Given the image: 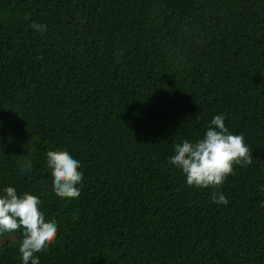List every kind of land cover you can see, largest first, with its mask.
<instances>
[{
    "label": "trees",
    "instance_id": "trees-1",
    "mask_svg": "<svg viewBox=\"0 0 264 264\" xmlns=\"http://www.w3.org/2000/svg\"><path fill=\"white\" fill-rule=\"evenodd\" d=\"M217 115L253 162L190 187L169 159ZM49 151L80 162L79 197L55 194ZM7 187L56 221L40 264H264V0H0ZM23 238L0 235V264Z\"/></svg>",
    "mask_w": 264,
    "mask_h": 264
},
{
    "label": "clouds",
    "instance_id": "clouds-1",
    "mask_svg": "<svg viewBox=\"0 0 264 264\" xmlns=\"http://www.w3.org/2000/svg\"><path fill=\"white\" fill-rule=\"evenodd\" d=\"M36 31L43 33L47 26L36 22L31 24ZM245 137L229 132L223 115L215 116L203 138L196 141L183 140L174 148L169 163L182 170L190 187H220L228 176L233 174L234 165L247 167L253 162L252 152L245 144ZM53 177V190L60 198H77L83 173L78 171L80 162L66 151H49L46 160ZM31 170V164L21 166V174ZM0 197V235L13 233L23 228V240L19 247L22 264H40L35 254L44 252L57 235L56 221L46 222L40 211L41 201L25 192L18 196L13 187L4 190ZM212 200L218 205L229 201L221 192H216Z\"/></svg>",
    "mask_w": 264,
    "mask_h": 264
}]
</instances>
